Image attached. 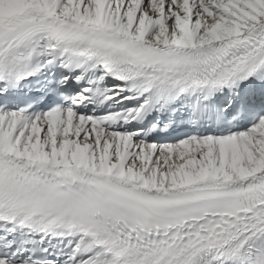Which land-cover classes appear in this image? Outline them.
Returning a JSON list of instances; mask_svg holds the SVG:
<instances>
[{"label":"snow or ice","instance_id":"snow-or-ice-1","mask_svg":"<svg viewBox=\"0 0 264 264\" xmlns=\"http://www.w3.org/2000/svg\"><path fill=\"white\" fill-rule=\"evenodd\" d=\"M0 264H264V0H0Z\"/></svg>","mask_w":264,"mask_h":264}]
</instances>
